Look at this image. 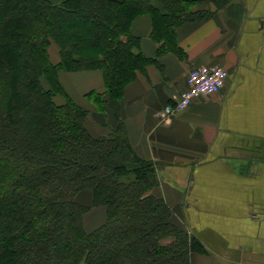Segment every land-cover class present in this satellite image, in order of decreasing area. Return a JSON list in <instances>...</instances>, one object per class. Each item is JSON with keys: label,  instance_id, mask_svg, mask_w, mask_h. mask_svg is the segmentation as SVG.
Listing matches in <instances>:
<instances>
[{"label": "trees", "instance_id": "trees-1", "mask_svg": "<svg viewBox=\"0 0 264 264\" xmlns=\"http://www.w3.org/2000/svg\"><path fill=\"white\" fill-rule=\"evenodd\" d=\"M159 1L165 14L151 0H0V264H191V250H201L166 201L148 194L160 183L156 163L135 151L124 124L94 135L89 111L58 78L61 70H100L106 91L89 98L116 109L152 61L131 32L134 19L152 15L163 53L177 48L176 26L210 14L189 11L200 0ZM84 189L107 207L105 223L90 232V208L76 201Z\"/></svg>", "mask_w": 264, "mask_h": 264}, {"label": "crops", "instance_id": "crops-1", "mask_svg": "<svg viewBox=\"0 0 264 264\" xmlns=\"http://www.w3.org/2000/svg\"><path fill=\"white\" fill-rule=\"evenodd\" d=\"M151 4L166 13L159 0ZM155 27L149 13L131 25L139 50L152 61L137 71L116 109L89 98L106 91L100 70H61L60 84L89 111L86 125L94 135L122 122L135 151L156 163L160 183L148 194L163 198L173 222L199 242L191 264H264V0H218L206 17L176 26L177 48L163 53ZM50 54L60 60L56 45ZM201 65L228 70L221 90L161 117L187 88L188 71ZM93 199L89 189L76 195L90 208L89 232L107 217V207Z\"/></svg>", "mask_w": 264, "mask_h": 264}, {"label": "built area", "instance_id": "built-area-1", "mask_svg": "<svg viewBox=\"0 0 264 264\" xmlns=\"http://www.w3.org/2000/svg\"><path fill=\"white\" fill-rule=\"evenodd\" d=\"M228 74V70L219 65L192 67L188 71L187 88L178 95L173 105L168 104L159 112L160 116L168 118L173 112L187 108L195 99L219 92Z\"/></svg>", "mask_w": 264, "mask_h": 264}, {"label": "rangeland", "instance_id": "rangeland-1", "mask_svg": "<svg viewBox=\"0 0 264 264\" xmlns=\"http://www.w3.org/2000/svg\"><path fill=\"white\" fill-rule=\"evenodd\" d=\"M192 4V3H191ZM189 4L188 8L189 11H195V10H200L202 12H208L211 13V11L213 10L214 7H216L218 5V0H200V1H196L193 5ZM1 5V4H0ZM4 5L2 4L1 7H3ZM42 83L43 86L47 89H53L52 85L50 84V82L46 79V78H42ZM54 99L57 103H63L65 102L64 97L59 94V93H55L54 94Z\"/></svg>", "mask_w": 264, "mask_h": 264}]
</instances>
